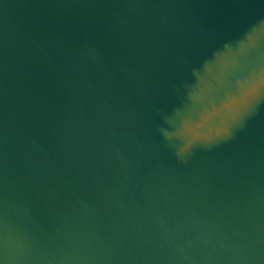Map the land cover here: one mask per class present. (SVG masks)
<instances>
[{
    "label": "water",
    "instance_id": "water-1",
    "mask_svg": "<svg viewBox=\"0 0 264 264\" xmlns=\"http://www.w3.org/2000/svg\"><path fill=\"white\" fill-rule=\"evenodd\" d=\"M258 30L264 0H0V264H264V95L211 141L190 100Z\"/></svg>",
    "mask_w": 264,
    "mask_h": 264
},
{
    "label": "clouds",
    "instance_id": "clouds-1",
    "mask_svg": "<svg viewBox=\"0 0 264 264\" xmlns=\"http://www.w3.org/2000/svg\"><path fill=\"white\" fill-rule=\"evenodd\" d=\"M262 43L264 30H258L240 41L235 50L226 49L203 66L190 100L200 109L205 141L227 135L228 125L236 123L249 105L264 95V56L260 50ZM253 54L261 63L254 66L249 64ZM237 75L240 78L235 81V91H225L229 80ZM213 96L218 97L215 103L210 99ZM188 147L186 143L179 149L178 155H183Z\"/></svg>",
    "mask_w": 264,
    "mask_h": 264
}]
</instances>
